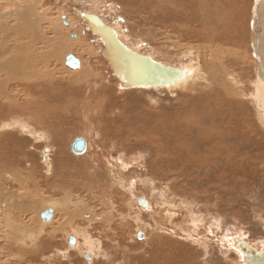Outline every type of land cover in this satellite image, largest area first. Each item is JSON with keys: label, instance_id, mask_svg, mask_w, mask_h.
<instances>
[{"label": "rangeland", "instance_id": "obj_1", "mask_svg": "<svg viewBox=\"0 0 264 264\" xmlns=\"http://www.w3.org/2000/svg\"><path fill=\"white\" fill-rule=\"evenodd\" d=\"M27 1L0 0V44L6 43L0 62H10L6 72H19L21 78L22 72H44L47 60L41 57L49 56L48 65L56 72L50 86L53 114L49 121L42 119L45 126L37 125V115L28 119L26 112L10 107L14 103L4 100L0 86V264H244L238 249L229 246V240L239 237L261 250L264 122L250 97L260 54L259 44H253L255 0ZM29 6L49 18L39 27L43 42L37 59L24 54L33 69L19 63L29 42L25 32L18 48L16 36L4 37V25L14 23L8 14ZM77 12L102 18L133 50L169 66H196L203 77L189 86L123 88L101 55L102 40L76 19ZM221 18L230 24L220 26ZM206 26L208 34L201 41L198 36ZM71 55L82 61L78 68L67 64ZM8 77L2 74L1 79ZM13 83V94L27 84ZM89 87L97 93L90 94ZM42 95L39 90L31 96L41 102ZM56 98L63 100L61 106ZM26 100L18 98L20 105ZM88 100L98 111L89 119L95 125L78 118ZM110 115L115 124L108 122ZM18 119L29 129L21 130L14 122ZM30 127L37 134L50 129L45 138L34 139ZM80 137L88 142L82 154L71 150ZM46 150L56 160L58 182L46 170ZM67 192L89 211H73L78 213L69 223L65 210L49 221L41 217V206L62 200ZM13 194L30 200L28 213L16 205V211L2 215L3 202ZM139 199L152 210L142 209ZM112 200L119 212L108 227L103 202ZM42 225L45 231L39 229ZM19 226L26 230L22 235L43 234L25 243L13 233ZM77 227H87L93 246L81 236L70 244ZM138 233L144 234L142 239ZM90 250L92 261L83 255Z\"/></svg>", "mask_w": 264, "mask_h": 264}, {"label": "bare ground", "instance_id": "obj_2", "mask_svg": "<svg viewBox=\"0 0 264 264\" xmlns=\"http://www.w3.org/2000/svg\"><path fill=\"white\" fill-rule=\"evenodd\" d=\"M27 1V0H26ZM29 1V0H28ZM27 1V2H28ZM29 5V4H28ZM20 7V6H19ZM30 7V6H29ZM37 9V8H36ZM7 15V14H5ZM9 16H11L12 20L14 21V23H12V25L10 24V22L6 23L4 25V28L6 29L7 33L5 34V38H6V35L7 37L11 38L13 36H16L15 38V46L18 48L20 47L19 45V41L22 40L23 35H24V32L26 34V37H27V40H29L28 42V45H24V53L22 54V56H24V54H27L28 56H32V58L34 57V60L37 59L38 57V53L37 51L39 50L38 48V45L41 44L43 41L42 39V36L43 34L41 33V31L39 30V27L40 25L44 24L47 22V20L49 19H46V17L42 14L40 16V14L38 15L36 13V10H35V7L34 9L33 8H25V9H19V8H15L10 14H8ZM5 17H3L4 19ZM100 18V17H99ZM102 21L103 19L100 18ZM252 22H254V25L252 26L253 28V32H254V38H253V44H255V46H257L259 44V53H257V59H258V72L256 73V80L254 81L253 83V93H252V96L251 99L253 100V104L256 108V111L259 112L260 114V118H262L263 122H264V0H255V6H254V10L252 12ZM81 20V19H79ZM83 20V19H82ZM219 20V19H218ZM11 21V20H10ZM194 21V20H193ZM228 21H230L229 17H228ZM228 21L226 20H223L222 18L220 19V22H219V25L220 26H225V25H228ZM50 22V20L48 21ZM84 22V21H83ZM200 22H206L204 19H202ZM200 22L198 24V26L200 25ZM86 24V22H85ZM207 24V22L205 23ZM230 24V23H229ZM88 27V26H87ZM226 27V26H225ZM223 28V27H222ZM206 29H209L208 26L206 27H203V31L200 33L202 36H198L200 37L201 41H205V35L208 34ZM114 30L117 32L118 34V38L124 42L123 40V37L120 35V33L118 32V30H116L114 28ZM234 32V30H233ZM93 33V32H92ZM45 34V33H44ZM55 35H57L56 33H54ZM94 34V33H93ZM199 34V32L197 33ZM96 36V35H95ZM2 38V39H5V38ZM46 37V36H45ZM99 38V37H98ZM60 39V38H58ZM100 39V38H99ZM206 39L208 40H211L210 37H206ZM215 39V38H214ZM46 40V39H45ZM213 40V39H212ZM53 41V40H52ZM125 43V42H124ZM3 44V43H1ZM0 44V50H2V48L4 47V45H1ZM127 45V43H125ZM252 44V45H253ZM36 46V47H35ZM55 46V45H54ZM57 46V45H56ZM79 46V45H78ZM128 46V45H127ZM129 47V46H128ZM252 47V46H251ZM130 48V47H129ZM210 48V47H208ZM207 47L204 48L205 50V53L207 55L208 53V49ZM6 49V48H5ZM42 49V48H40ZM132 49V48H131ZM7 50V49H6ZM133 50V49H132ZM202 50V49H201ZM135 52H137L136 50H133ZM210 51V50H209ZM5 52V51H4ZM39 52V51H38ZM203 52V50H202ZM215 52V51H214ZM6 53V52H5ZM5 53H0V58H2ZM139 53V52H138ZM141 54V53H140ZM216 54V53H215ZM253 54V53H252ZM26 56H24V58H22L21 60H19V63H21L22 65H27V67L29 66L31 69H33V67L30 66V58H28ZM43 55V54H42ZM55 56V54H54ZM74 56V55H73ZM211 56H213L211 54ZM254 56V54H253ZM41 57V55H40ZM50 57L53 58V53H50ZM75 57V56H74ZM255 57V56H254ZM41 58H44L45 60H47V63H46V67H44V72H39L37 70V72H22V75H21V78H19V72H13L10 73V72H6L7 70V66L10 65V62L7 63V66H6V62H0V86L3 87V95L5 97V101L8 102L9 104L11 102H13L14 104H11V106H13L14 109H17V110H22L24 112L27 113V116H28V119H34L37 115V117L39 118L38 120H36V123L37 125L40 124L42 126H45L43 123H42V119H46V120H50L51 118V115L53 114V108H52V105H51V101H52V98H53V94H52V90L50 88V86L52 85V81L53 79L55 78V75H56V72L54 74V72H52V70L50 69V65L49 64V56H42ZM76 59H78L77 57H75ZM152 58V57H151ZM154 59V58H152ZM40 60V59H38ZM42 60V59H41ZM80 61V59H78ZM155 60V59H154ZM18 62V61H16ZM32 62V61H31ZM82 62V61H81ZM81 62H80V65H81ZM15 64V62H13ZM38 63V62H37ZM41 63V62H40ZM44 63V62H42ZM83 64V63H82ZM164 64V63H163ZM219 64V63H218ZM20 65V64H19ZM36 65V64H34ZM39 65V64H37ZM11 67V66H10ZM25 67V66H24ZM23 67V68H24ZM18 68V67H17ZM78 68V67H77ZM219 68V67H218ZM227 68V67H226ZM9 69H12L9 68ZM183 69H186L183 68ZM189 74L188 76L183 80L181 81L180 83L176 84L178 86H189L188 84H191L192 82H195L197 81V79H200V77H203V74H202V70L201 68L200 69H197L196 66L195 67H191L189 66L187 68ZM215 70V69H214ZM41 71V70H40ZM225 72H227L225 70ZM5 75V76H9L8 79H5V80H2L1 79V76ZM11 74V76H10ZM74 74V73H73ZM206 74V73H205ZM17 75V77H16ZM84 75V74H83ZM207 75V74H206ZM29 76H34L36 78V81H32V78L31 79H28L30 78ZM76 76V74H75ZM81 76V75H80ZM79 76L77 75L76 78H78ZM207 77V76H206ZM209 77V76H208ZM204 79V78H202ZM84 80V79H83ZM16 81H22V82H25L27 84H25V87L23 88L24 90L22 91L20 89V86L18 87L19 90L17 93L13 94L14 92H9V87L12 86V83L16 82ZM89 81V80H88ZM236 81V80H235ZM35 82H41L42 84H37L36 86H34V83ZM84 83L86 81H83ZM208 82V81H207ZM13 83V84H14ZM238 83V82H237ZM88 84V82H87ZM90 84V83H89ZM89 84L87 86H89ZM97 85H95L96 87ZM91 87V86H90ZM89 87V92L90 94L91 93H94V95L97 93L96 89H92ZM172 87H175V85L173 86H169V87H166V88H172ZM42 88V89H41ZM142 89V88H141ZM157 89V88H156ZM32 91V92H29L30 94H27L25 93V91ZM39 90H42L43 92V99L41 102L38 101V98H36L35 100L33 99V97L31 95H33V92H35L37 95H38V91ZM103 90V89H102ZM101 90V91H102ZM87 91V90H86ZM88 92V96L87 98H90V94ZM85 93V92H84ZM14 96V97H13ZM26 98V99H30L29 100H26V104L25 105H20V103L18 102V98ZM55 98V97H54ZM13 99V100H12ZM57 100L59 99L58 101V104L59 106H61L63 104V100H67L69 101L68 103L70 104L71 100L70 98H66L64 97L63 100H61L60 98H56ZM91 99V98H90ZM20 100V99H19ZM93 100V99H92ZM91 100V101H92ZM105 103V102H104ZM88 106L87 105H84L83 106V110L84 112H82L80 115H78V118H80L81 120L82 119H87L89 123L95 125L96 122L94 121H89V119H92V114H96L97 109L96 107H93V109H91V106H92V102H87ZM107 104V103H106ZM71 106V105H70ZM54 107V106H53ZM87 109V110H86ZM88 109H91V110H88ZM64 110V109H63ZM86 111V112H85ZM15 112V110H14ZM18 112V111H16ZM40 112V114H39ZM104 112V110H103ZM111 112V111H110ZM102 113V112H101ZM107 113V112H106ZM105 113V114H106ZM109 113V112H108ZM41 115V117H40ZM98 116V115H97ZM114 118L111 117L110 115V119L108 120V122H112L114 123ZM97 121V120H96ZM107 121V120H106ZM15 124L18 125V127L21 129V130H27L28 128V125H26L23 121V119H18V120H15L14 121ZM104 122V121H103ZM86 124V123H85ZM106 124V123H105ZM115 124V123H114ZM191 124V123H190ZM81 125V124H80ZM83 125V124H82ZM102 125V124H101ZM30 126V125H29ZM29 129V128H28ZM30 134L32 135V137L35 139V138H42V136L45 138V130L47 129L49 131V127L45 128V129H42V135L39 133L37 134L38 132L36 131H33L32 128L30 127ZM87 129V128H86ZM36 132V134H34L33 132ZM25 133V132H24ZM28 134V133H27ZM47 135V134H46ZM37 136V137H36ZM85 139V138H83ZM86 140V139H85ZM86 143L88 145V142L86 140ZM49 148V147H48ZM50 151L46 150L44 152V156H43V159H44V164L46 165V170L47 172L50 171L49 173V176H51V179L54 180L55 179V173L53 172V166L56 162V160H54V158L52 159L51 161V155L49 153ZM46 172V173H47ZM5 177V176H4ZM18 179V175L14 173V175H12V180L13 181H16ZM73 179V178H72ZM59 180L55 179V182H58ZM135 185V184H134ZM134 185L132 188H134ZM132 186V185H131ZM92 187V186H91ZM92 189V188H91ZM129 189V188H128ZM131 190V189H130ZM76 196V195H75ZM80 196V195H79ZM59 200V199H57ZM77 201H75V198L73 196V193L72 192H67L65 194V197L59 201H56L54 200V202L52 204H50L49 202H46V204H44L42 207V209L38 212L40 213L41 217L43 216L44 213H46V211L50 210L52 211V216L50 218H47L46 217V220L49 221L51 220L53 217H55L56 213H60L58 212V210H62L64 211L65 210V215L68 216L69 220L67 221V223L73 221L76 219V215L79 211H81L80 209L84 208L86 211H89V208L85 205H83V201L82 200H78L76 198ZM143 200V199H141ZM26 198H22V197H16V194L14 195L13 194V197L11 199H9V202L8 203H4L3 202V205H6V206H3L2 209V215L6 214L7 210H17L18 207L16 205H19L21 209H23V212L25 213H28L29 212V207L27 206L28 203L30 202V200L28 202H26ZM45 201V200H44ZM108 201V200H107ZM104 204V207L107 208L108 210V216L105 217L103 220L106 221L107 223V226L110 227L112 226V222L113 220L115 219L114 218V215L115 213L117 214L119 211H118V203L115 202L114 200H112L111 202H103ZM147 204V207L144 208L142 205H141V208L144 209L146 212H150L152 210V205L149 203V202H146ZM165 204V203H164ZM11 207V206H16V207H12L10 209H8V206ZM83 205V206H82ZM31 206V205H30ZM69 206H72V208L74 209H67V207ZM117 208V209H116ZM31 210V209H30ZM39 210V209H38ZM78 210V212H73V211H76ZM131 210V209H130ZM1 211V210H0ZM140 211V210H139ZM142 211V210H141ZM140 211V213H141ZM22 212V213H23ZM153 212V211H152ZM21 213V212H20ZM121 214V213H120ZM130 214V213H129ZM127 215V214H126ZM125 215V216H126ZM173 214L170 213L169 216L170 218H173L172 216ZM106 216V215H105ZM83 218H84V215H83ZM123 218V217H122ZM120 218V219H122ZM127 219V217H124ZM123 218V219H124ZM43 220V219H42ZM85 220V219H84ZM45 221V220H44ZM127 221V220H126ZM195 223V222H194ZM15 224V223H14ZM18 224V223H17ZM103 224V223H102ZM23 225V224H22ZM150 226V224L148 223H145V226ZM90 226V225H89ZM155 226H157V224H155ZM39 227V225H38ZM37 227V229H38ZM88 227V226H87ZM87 227L85 228H80V227H77L75 229H72V234L70 235V239H74L75 242L72 243L73 245H75L76 243V239L78 237H83L84 240H85V243L86 244H89L91 246H93L94 244V241L92 240L91 237H89V235H87ZM46 228V225H42V228H39L40 230L42 231H45L44 229ZM90 228V227H88ZM111 229V228H110ZM159 229V228H157ZM31 230V229H30ZM52 230V229H51ZM80 230V231H79ZM23 231H26L24 227H21L19 226V228H16L15 231L13 232L17 237H20L22 235V232ZM111 231V230H110ZM38 233H32V232H25L23 235H22V240L23 238H25L23 241L26 243L27 241H30V240H33L35 241L38 237H41V235L43 234V232H40V231H37ZM114 233V232H113ZM73 234H75L74 236H72ZM116 234V233H115ZM30 235L32 236V239L30 237ZM50 235L52 236V234L50 233ZM49 235V236H50ZM142 235L144 236V234L142 233H138V237L140 239H142ZM25 236V237H23ZM50 236V237H51ZM14 237V236H13ZM12 239V238H11ZM20 239V238H18ZM234 239L236 238H233L231 240H229V246H232V247H235L234 246ZM238 239L240 240H243L244 242H246L247 244L249 242L246 241V239L244 240L243 237H239ZM70 240V241H71ZM19 242H21V240H18ZM109 242V241H108ZM23 244V243H22ZM71 244V242H70ZM74 247V246H73ZM248 247H251L253 248L252 246L248 245ZM256 250V248H253ZM264 249V244H262V248L261 250H256L258 252H261L262 250ZM237 250V249H236ZM239 253L238 254H241L242 256V261H243V254L240 250H238ZM85 256V258L87 260H90L92 261L93 260V252L92 250H90L89 252H84L83 254ZM108 256V255H107ZM1 259V258H0Z\"/></svg>", "mask_w": 264, "mask_h": 264}, {"label": "water", "instance_id": "obj_3", "mask_svg": "<svg viewBox=\"0 0 264 264\" xmlns=\"http://www.w3.org/2000/svg\"><path fill=\"white\" fill-rule=\"evenodd\" d=\"M77 20L83 19L89 31L98 36L104 45L101 55L111 65L115 77L120 81L123 88H166L183 81L189 74L187 69L169 66L155 61L150 56L140 54L129 48L118 38L114 28L99 16L94 14H75ZM254 22H252V26ZM67 64L72 67L80 65V61L73 55L67 57ZM87 148L86 140L76 138L71 145L75 153H84ZM139 204L147 207L146 201L139 199ZM52 216L51 209L43 214V218ZM74 242V239L70 241ZM234 246L243 254L244 264H264V249L261 252L248 247V244L238 238L234 239Z\"/></svg>", "mask_w": 264, "mask_h": 264}, {"label": "crops", "instance_id": "obj_4", "mask_svg": "<svg viewBox=\"0 0 264 264\" xmlns=\"http://www.w3.org/2000/svg\"><path fill=\"white\" fill-rule=\"evenodd\" d=\"M74 242H75V240H74ZM74 242H73V243H74Z\"/></svg>", "mask_w": 264, "mask_h": 264}]
</instances>
